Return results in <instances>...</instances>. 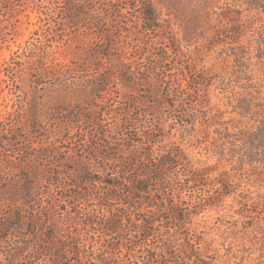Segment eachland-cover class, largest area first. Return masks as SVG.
<instances>
[{"label": "rangeland", "instance_id": "rangeland-1", "mask_svg": "<svg viewBox=\"0 0 264 264\" xmlns=\"http://www.w3.org/2000/svg\"><path fill=\"white\" fill-rule=\"evenodd\" d=\"M147 1L161 18L158 30L146 31L141 26L139 7L134 8L141 3L133 0H122L118 4L125 19H121L117 27L109 28H39V19L45 16L37 3L25 0L27 3L16 12L0 15V79L7 80V83L0 81V122L8 123L12 141L20 139L8 146L10 151L0 149V202H5L0 205V226L6 225L8 219L5 218L15 212L8 205L10 192L26 172L39 177L44 196L56 189L54 195L46 197L47 202H51V197L58 201L62 193L73 196L81 192L72 171L75 170V174L83 171L84 165L94 170L91 175L97 180L106 177V173L98 172L103 165L101 157L108 148H117V143L128 145L127 142H131L129 132L124 131L128 117L146 112L155 114V118L143 116L141 127L145 134L153 133L160 140L159 150L176 146L186 152L189 148L192 156L202 162L216 163L215 158L202 157L207 151L201 142L211 140L213 127L202 131L198 120L199 133L194 134V126L190 118H186V112L193 107L188 104L194 97L189 96L187 101L169 97V88L173 87L170 84L181 83L184 90L205 72L221 82L232 80L239 92L245 89V78L250 76L258 86L254 88L258 89L260 82L264 84V51H258L257 34L253 30L260 27L263 18L243 14V22H247L244 25L251 27L243 28L237 39L239 44H248L243 62L249 67L240 73L230 51L235 46L229 40L221 41L222 37H217L216 33L223 29L228 34L229 21L237 20L236 15L235 19L223 15L231 0ZM239 54L244 55L241 50ZM14 59L21 64L13 72L15 82H12L5 76L4 68ZM42 59L50 68L45 75L47 79L43 80L45 83L38 86L36 74ZM106 74L111 76L108 87L102 83ZM166 76L168 80L163 79ZM219 81H209L212 86L203 83L200 93L223 107L231 94L230 89H222ZM134 100L135 104H130ZM229 111L225 114L226 120L231 118ZM54 172L63 174L61 186L68 191L49 183L57 182L50 176ZM177 173L186 174V164L174 167V175ZM195 190L201 191L200 187ZM253 191L257 196L258 192ZM167 193L173 196L177 191L172 188ZM68 200L70 204L55 203L50 208L52 222L66 221L68 217L62 215H66L64 210L69 207L73 213L77 210L81 213L67 223L89 234L102 230L105 221L96 211L98 204L89 195L81 193ZM237 208L233 197L226 198L215 210L190 220L208 225L206 239L223 255L219 256L223 264H233L231 256L249 260L264 255V236L259 231L249 234L242 221L237 227L232 224L239 219ZM263 211L259 210L260 215L250 223L256 230L260 228L259 222L264 226ZM43 212L50 213L47 209ZM163 217V226H158L157 231L169 226L176 228L169 214ZM89 220H95L97 226L86 227ZM8 248V243H0V264H9L4 259ZM85 263L88 264L86 260Z\"/></svg>", "mask_w": 264, "mask_h": 264}, {"label": "trees", "instance_id": "trees-1", "mask_svg": "<svg viewBox=\"0 0 264 264\" xmlns=\"http://www.w3.org/2000/svg\"><path fill=\"white\" fill-rule=\"evenodd\" d=\"M25 1L37 3L44 14L45 17L39 19V28H109L113 25L117 27L119 21L125 19L118 8L122 0ZM133 1L141 3L134 8L139 7L138 18L146 31L161 28V18L150 1ZM231 1L223 15L228 14V19H235L236 15L237 20L229 21L230 25L227 23L230 28L228 34L223 29H218L216 33L217 37H222L221 41L229 40L235 46L230 48L231 56L234 57L237 71L242 73V69L249 67L243 62L248 44H239L237 36L241 35L243 28L251 27L249 24L244 25L247 22H243V14L263 18L260 20V27L253 30L257 34V49L263 52L264 0ZM27 2L0 0V15H3L2 12H16ZM240 50L244 55L239 54ZM20 64L14 59L4 68L9 81L15 82L13 72ZM40 64L36 74L38 86L45 83L43 80L47 79L45 75L50 68L44 59ZM103 78L102 83L109 86L111 76L106 74ZM168 78L169 76L163 77L166 80ZM245 79L247 83L242 92L237 91L232 80L221 82L216 76L205 72L192 80L188 84L189 88L184 90L181 83L170 84L173 87L169 88V97L182 101L184 98L189 100V96L194 97L188 104L189 107L193 106L192 109L189 108L188 113L186 112V118H190V124L194 126V134L199 133L198 120L202 123V131L213 127L211 140L205 139L201 143L207 151L206 156L202 157L215 158V164L202 162L192 156L189 148H186V152L176 146L159 150L160 140L153 133L147 135L142 131L143 116L156 117L155 114L146 112L137 117H128L124 122V131L129 132L128 139L132 143H117V148L110 147L102 155L103 165L98 172L106 173V177L97 180L91 175L94 170L85 165L82 167L83 171L76 174L75 170L72 171L81 192L73 196L62 193L58 201L51 197V202H47L46 197L54 195L53 191L56 189L44 196V186H40L39 177L36 174L29 175V172L24 173L10 192L8 205L15 212L5 218L8 219L6 225L0 226V243L6 242L9 246L4 259L9 264H83L84 260L88 264H223L219 257L223 255L206 239L208 225L190 220L196 219L203 212L215 210L226 198L231 197L237 202L236 215L239 216L232 224L237 227L242 221L249 234L259 231L264 236L261 222L259 230L254 229V224H250L260 215L259 210L264 209V84L260 82L256 89V83L250 76ZM0 81L7 83L5 79ZM209 81H219L222 89H230L228 104L217 106L208 95L200 93V85L203 83L212 86ZM104 90L103 88L102 91ZM135 101L130 104H135ZM228 111L231 118L226 120L225 114ZM201 112L204 113L203 116L199 115ZM7 125L6 121L0 122V149L5 151L9 145H14L13 141L17 143L20 140L16 138L12 141ZM138 135L142 137L139 140L136 139ZM183 163L186 164V174L174 175V167ZM50 176L57 181L49 182L50 184L68 191L61 186V172H54ZM85 186L88 189L83 188ZM197 187L201 191H196ZM172 188L176 189L177 194L168 196L167 192ZM253 189L258 192L257 196L253 195ZM81 193L89 195L98 204L96 211L105 221L101 231L89 234L73 223H67L66 221L81 213L80 210L73 213L69 207L64 210L66 215H62L68 217L66 221L63 219L61 223L52 222L50 208L53 204H70L68 199ZM3 203L5 202H0V205ZM73 206L71 204L70 207ZM44 209L50 213L45 214ZM165 213L175 220L176 228L169 226L157 231L158 226H163ZM96 224L95 220H89L86 227L97 226ZM171 229L174 231L171 232ZM210 229L214 230V227ZM230 260H233V264H264V255L249 260L231 256Z\"/></svg>", "mask_w": 264, "mask_h": 264}]
</instances>
